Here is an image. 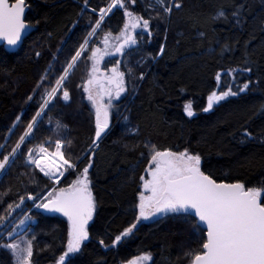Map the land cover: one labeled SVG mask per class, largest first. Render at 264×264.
I'll use <instances>...</instances> for the list:
<instances>
[{"label": "trees", "instance_id": "16d2710c", "mask_svg": "<svg viewBox=\"0 0 264 264\" xmlns=\"http://www.w3.org/2000/svg\"><path fill=\"white\" fill-rule=\"evenodd\" d=\"M25 1V19L36 29L15 52L0 46V161L15 149L0 171V245L19 246L15 255L0 247V264H20L27 241L32 244L30 264H57L67 252V220L32 207L53 181L30 159L47 139L52 147L56 138L67 137L66 155L75 167L59 186L68 188L88 167L95 211L89 239L68 254L64 264H124L141 254L150 255L146 264H192L191 254L203 251L205 232L191 216L161 213L137 220L141 177L152 154L148 146L187 150L200 156L201 170L216 180L264 189V0H165L163 5L156 0H125L123 7H112L116 0ZM129 10L142 22L148 20L149 27L135 36V45L104 61L107 68L120 60L128 93L116 104L114 129L93 143L95 116L84 90L91 55L81 45L89 36L88 47L100 35L120 31ZM72 23L40 89L16 120ZM77 52L81 56L47 106L46 114L58 120L47 124L44 114L19 142ZM245 84L247 89L241 91ZM229 89L236 94L204 110L213 92ZM189 104L192 116L185 111ZM28 211L35 222L5 237Z\"/></svg>", "mask_w": 264, "mask_h": 264}, {"label": "snow or ice", "instance_id": "6c2138e0", "mask_svg": "<svg viewBox=\"0 0 264 264\" xmlns=\"http://www.w3.org/2000/svg\"><path fill=\"white\" fill-rule=\"evenodd\" d=\"M156 2L163 5L165 0H156ZM117 5L123 7L120 0H116L112 7ZM175 6L180 7L179 4ZM164 10L170 12L171 8L166 7ZM24 11L25 0H15L13 3H10L9 0H0V38L6 39L10 45H15L20 40L21 32L26 27L22 19ZM109 11H111V8ZM101 12L103 13L104 10L101 9ZM125 15L130 18L132 29L137 27L148 29V20H143L141 25L140 20L142 18L133 17L131 12H125ZM219 15L223 16L224 13L221 12ZM102 20L103 16L97 21L98 28ZM128 28L129 25L125 24L124 31L120 34L123 37V43L116 46L115 53L123 54L125 47L137 43L134 36L126 34ZM89 35H92V33ZM117 39H120V37H117ZM104 43L107 44V39ZM85 44H87V41H85ZM81 48L83 49L84 45H81ZM97 53H100V49L93 52V58L97 56ZM111 54L105 51L100 53V58ZM80 56L81 52H77L72 58L73 63L68 65L69 69L73 67ZM96 63H99V59ZM97 70L94 64L92 71L96 72ZM112 72L114 75L110 78L109 83H115V98L119 99L121 93L125 90L123 86L124 74L118 72L116 68H113ZM66 75L67 70H65V76L56 81L57 85L62 83ZM217 79H219V75ZM93 83L94 79H89L88 84ZM247 87L248 85L245 84L244 88L240 90L243 91ZM84 90L88 92V100L96 106L95 136L98 140L105 129L108 128V108L112 104L113 92L106 91L104 93L109 97L108 104L105 105L102 102L103 96L99 94L94 96L87 86ZM56 91L57 89L54 88L48 95L51 97ZM235 94L230 89L219 95L213 92L208 97V106L204 110H210L214 102ZM63 98L65 100L69 98L67 91L63 92ZM47 104L48 101H45L44 106H47ZM185 111L188 116L193 115L190 104L185 106ZM40 115V112L36 113L37 117ZM101 116H103V119H101ZM35 122L34 117L33 123L29 124L28 128L32 129ZM28 135L30 133H25V136L20 138L21 142ZM19 147L18 144L17 148ZM55 147L56 152L54 155L61 161L57 165L56 171L63 175V172L60 171L61 168L66 166L68 169H72L75 166L68 159H65L61 151L63 147L61 141L57 140ZM148 147L152 151L148 169L151 179L144 180L143 187L150 195L140 194V217L149 219L157 213H182L191 216L196 221L197 228L200 227L201 223L206 225L207 239L202 244L203 251L202 253L191 254L193 257L192 264H264V203H262L264 189L256 187L246 189L242 183H217L201 171L200 156L189 154L187 150L173 152L157 150L153 145ZM39 151L47 152L43 147ZM13 152H15V149ZM33 162L45 175H52L50 171H45V167H42L38 160ZM7 164L8 157L6 156L3 161H0V171H3ZM80 176L81 178L77 179L69 188H61L59 193L54 198L49 199L47 203L37 205V207H43L46 210L63 213L71 224L67 252L60 257V264H64L65 257L78 251L81 241L88 238L85 225L91 219L94 208L92 194L89 190L88 167L82 170ZM141 179L144 178L141 177ZM51 196L52 193L50 192L49 197ZM28 199H33V197L29 196ZM134 227L135 225H132L123 235L127 236ZM120 240L121 236H117L116 241ZM0 247L10 249L15 255L19 246L9 243L0 245ZM21 251L25 252L26 256L18 257L20 264H30L29 258L32 256L31 241H27V246ZM140 259L148 260L150 257L144 256ZM133 264H136V262L134 261Z\"/></svg>", "mask_w": 264, "mask_h": 264}, {"label": "rangeland", "instance_id": "374dc122", "mask_svg": "<svg viewBox=\"0 0 264 264\" xmlns=\"http://www.w3.org/2000/svg\"><path fill=\"white\" fill-rule=\"evenodd\" d=\"M120 3H122V4L124 5L125 0H120ZM176 4H178V3H176ZM176 4H175V5H176ZM109 6H110V5H109ZM109 6H108V7H109ZM108 7H107V8H108ZM107 8H106V10H107ZM128 12H131V13L133 14V17H140L139 15L133 13V12L130 11V10H129ZM140 18H141V17H140ZM141 20H142V19H141ZM141 20H140V24L142 25L143 22H142ZM73 24H74V23H72V25H71L70 28L68 29L66 35H65L64 38L62 39L61 43L58 45L57 49L55 50V53H54V55H53L51 61L48 63V65L46 66V68L42 71V73H41V75H40L38 81L36 82V84L34 85V87H33V89H32V92H31L30 95L28 96V99L26 100V103H24V105L22 106V108L19 110V112H18V114H17V116H16V120H18V119L20 118V116H21V114L23 113V111H24V109H25V106H26L27 102L29 101V99L35 94V92L38 91V89H40L41 83H42V81L44 80V78H45V76H46V73H47L48 69L50 68L52 62L54 61V58H55L56 54H58L59 50H60L61 47L63 46V43L65 42V40H66V38H67V36H68V34H69L71 28L73 27ZM125 24H128V25H129L128 32H127L126 34H130L131 31H132L133 29L131 28L130 18H129L128 16H127V18H126V22H125ZM125 24L123 25L122 29H121L120 31H118V32H107V33H104V34L100 35V37H99V38H96V39L93 41V43H92L89 47H88V42H89L90 36L85 40V41H87V44H85V42L82 44V45H84V48H83V49L81 48V50L83 51V50L87 49V50H88V53H90V55H91L90 65H89V69H88V75H87V77L85 78L84 83H86V81L89 80V79H94L95 76L97 75V71H96V72H93L92 69H93V65H94V64H95L96 68L98 69L99 64H100V60H101V58H100V53H103V52H105V51H107V52H108V51H111V50L115 47V45L117 44V42L120 41L121 39H123V37H121L120 34H121L122 31H124V26H125ZM139 28H141V27H139ZM117 37H120V39H117ZM105 39H107V44L104 43ZM97 49H100V53H97V56H96L95 58H93V52H95ZM119 55H120V54H119ZM97 59H99V63H96ZM117 62H118V64L116 63V60H114V63L112 64L113 68H117V69H119V70L121 71V73L124 74V71L122 70V68H121L120 65H119V64H120V60H118ZM71 63H73V61H72ZM71 63H70V64H71ZM118 65H119V66H118ZM65 70H67V72L69 71L68 66L66 67ZM62 76H65V71H64V73H63ZM62 76H61V77H62ZM61 77H60V78H61ZM60 78H59V79H60ZM123 81H124L123 86H124V89H125V90H124V92L121 93L119 99H116V98H115V89H114L112 86H111V87H108L106 84H102V83H101V84L90 85V88H89V89L91 90L92 94H93L94 96H96L97 94L103 96V101H102V102H103L105 105L108 104L109 97H108L107 95H104V93H105L106 91H112V92H113L112 104H111V106L108 108V113H109L110 110L115 109V107L117 106L116 104H117L120 100L124 99V98L126 97L127 93H128V86H127V80H126V76H125V74H124V76H123ZM61 85H62V83H61L60 85L54 87V88H55V89H58V87L61 86ZM54 88H53V89H54ZM51 91H52V90H51ZM51 91H50V92H51ZM64 91H65V90L63 89V90H62V93H61V94H62V97H63V92H64ZM55 93H56V92H55ZM55 93H54V95H55ZM216 93H217L218 95L221 94V93H218V92H216ZM54 95L51 96V97L49 98V100H48V104H49V102L53 99ZM48 96H49V95H47L46 98H48ZM46 98H45V100H47ZM87 99H88V95H87ZM45 100L43 101V103L41 104V106L39 107V109L43 106ZM88 103H89L90 110L93 111L94 116H96V106H95L91 101H89V100H88ZM214 103H215V102H214ZM214 103H213V104H214ZM48 104H47V106H48ZM47 106H44L43 110L41 111V115L38 116L37 119H39V118L42 117L44 114H46V112L48 111V110H47ZM39 109H38V111H39ZM38 111H37V112H38ZM35 116H36V114H35ZM35 116H34V117H35ZM34 117H33V118H34ZM46 119H47V124H49V121H50L51 119H57V118H55V117L52 116L50 113H48V114H46ZM32 120H33V119H32ZM57 120H58V119H57ZM16 122H17V121H15V123H16ZM95 122H96V118H95ZM15 123L11 126L10 130L8 131V134H9V133L11 132V130L13 129ZM63 124H64V123H63ZM95 130H96V125H95ZM95 132H96V131H95ZM49 140H51V139H50V138L47 139V141H46L45 143L40 144V146H38L37 148L40 149L41 147H43V146L46 145V146L49 148V150H50L51 152H49L48 150H47V152H40L39 149H38V150L35 149L34 152H33V155H31V161L33 162L34 160H38L39 163H40V165H41L42 167H45V171H49L48 168H51V169H52V170L50 171V172L52 173V175H47V176H49V177L52 179V181H53V185H52V187L48 190V192H47L46 194H44L42 197H40L39 199H37L36 201H34V203L32 204V207H35V208H37V205H41V204H43L46 200H48V199H50L51 197L55 196L56 193H57V191H58L59 189H61L60 186H59V180L63 177V175H60V172L56 171L57 165H59V164L61 163V161L59 160V158H58L57 156L54 155V153L56 152L55 144H56V141H57V140H59V141L62 142L63 148H62L61 150H62V152H63V154H64L65 159H68V160L70 161V163H72V164L74 165V162L71 161V159H69V158L67 157V155H66V146H67V143H68V137L65 138V139L56 138V139L54 140V142L52 143V145H53L52 147H51L50 145H48V143H47V142H49ZM43 148H44V147H43ZM173 152H181V151H173ZM150 161H151V160H150ZM33 163H34V162H33ZM34 164L36 165V163H34ZM149 165H150V162H149L148 165H147V169L145 170V174H144V176H143L144 179L142 180V183H141V193H143L145 196L150 195V193L147 192V191H145V189H144V187H143L144 180H149V179H151V176L149 175V171H148V169H149ZM36 166H37V165H36ZM38 168H39V167H38ZM39 169H40V168H39ZM68 170H70V169H68L66 166L60 169V171L63 172V173L66 172V171H68ZM43 173H44V172H43ZM81 173H82V172H81ZM79 178H81L80 174L77 176L76 180L79 179ZM76 180H75V181H76ZM50 192L52 193V196H51V197H49V193H50ZM139 204H140V201H139ZM138 209H139V208H138ZM139 212H140V209H139ZM28 213H29V211H28L26 214H24V215L20 218V220H19V221L14 225V227H13V228H12V229H11L6 235H5V237H11V236L14 235V234L20 233L22 230H24V229L27 227V225H28L29 223H33V222H35V218L32 217V216H30ZM157 214H161V213H157ZM22 221H23V223H21ZM144 256H149V257H150L149 254H141V255H137V256H134V257L130 258V259H129L128 261H126L124 264H133L134 261L136 262V264H146V263L148 262L149 259H148V260H142V259H140L141 257H144ZM66 257H67V256H66ZM66 257H65V258H66ZM57 264H60V258L58 259Z\"/></svg>", "mask_w": 264, "mask_h": 264}, {"label": "water", "instance_id": "95a60500", "mask_svg": "<svg viewBox=\"0 0 264 264\" xmlns=\"http://www.w3.org/2000/svg\"><path fill=\"white\" fill-rule=\"evenodd\" d=\"M9 2H10V3H13V2H15V0H14V1L9 0ZM27 10H28V4H27L26 1H25V11H24V13H23V17H22V19H23V22L25 23L26 27H25V29H23L22 32H21L20 40H19L15 45H10V44H8V42H7L6 39H4V38H0V46L2 45L6 50H8V51H10V52H15V51L21 46V44L23 43L24 38H25L26 36H28L33 30L36 29V25H34V24L28 22V21L25 19V15H26ZM144 30H145V29H144ZM130 34H131L132 36L135 37V32H134V31H131ZM121 43H123V39H121L120 41H118L117 44L115 45V47H114L111 51H108L109 53H112L111 55H105V56H103L102 60L100 61V65H99L98 70H97V75H96L95 78H94V83H93V84H97V83H99L100 81H105V82L107 83V85L112 86L113 88H115V83H109L110 78L113 77V75H114V73L112 72V69H113V68L110 70V75H107L106 72L102 69L101 66H102L103 59H106V58L113 59V58H116V57L119 56V53H115V48H116V46L120 45ZM116 69H117V68H116ZM117 71L121 73V71H120L119 69H117ZM88 81H89V80H88ZM88 81L86 82V86H87V87L90 86V85L88 84ZM102 134H103V133H102ZM102 134H101V137H102ZM101 137H100V138H101ZM100 138H99V139H100ZM99 139L97 140V139H96V136H95V143H97V142L99 141ZM165 150H167V151H171V150H169V149H164V150H160V151H165ZM200 163H201V158H200ZM200 169H201V168H200ZM201 171H202L205 175H209L208 173L204 172L203 170H201ZM209 176H210V175H209ZM210 177H211L212 179H214L217 183H242V182H240V181L216 180V179L213 178L212 176H210ZM242 184H243V183H242ZM69 187H70V186H69ZM69 187H68V188H69ZM245 188L247 189L246 186H245ZM59 190H60V189H59ZM59 190L57 191L56 195L59 193ZM89 190H90V192H91V194H92L93 203H94V208H93V212H92V217H91V219L88 220L87 224L85 225V229H86V231H87V233H88V238H87L86 240H88L89 237H90V234H89V231H88V225H89L90 221L92 220V218H93V216H94V211H95V198H94L93 190H92V188L90 187V185H89ZM56 195H55V196H56ZM55 196L51 197L50 199L54 198ZM48 200H49V199H48ZM48 200H46L44 203H47ZM44 203H43V204H44ZM39 209H40L41 211H43L44 213H46V214H59V215L63 216V217L67 220V222H68V233L70 232V230H71V224H70L68 218H67L65 215H63V213H61V212H55V211H50V210H46V209H44L43 207H39ZM196 220H198V218H196ZM2 227H3V224H0V230H1ZM200 227H201L202 229H204V232H205V241H204V242H206V239H207L206 225H204V224L201 223ZM86 240H83V241H86ZM200 253H202V252H200Z\"/></svg>", "mask_w": 264, "mask_h": 264}, {"label": "flooded vegetation", "instance_id": "af4514ba", "mask_svg": "<svg viewBox=\"0 0 264 264\" xmlns=\"http://www.w3.org/2000/svg\"><path fill=\"white\" fill-rule=\"evenodd\" d=\"M132 31H134L135 32V36L138 34V33H140V32H145L146 30H144L142 27L141 28H139V27H137V28H135V29H133ZM101 60H102V58H101ZM100 60V61H101ZM104 61H105V59H103V62H102V69L106 72V74L107 75H110V70L113 68V66H112V64H110L107 68H104L103 67V64H104ZM117 64H118V62H116ZM100 65V64H99ZM88 81V80H87ZM106 84L107 85V83L105 82V81H100L99 83H97V84ZM91 85H94V84H91ZM108 87H111V86H109V85H107ZM89 88H90V86H89ZM115 89V88H114ZM87 95H88V92H87ZM118 104V103H117ZM117 116V113H116V110L115 109H113V110H110L109 111V115H108V128H106L105 129V131L103 132V134H102V136L104 137V136H106V135H108L113 129H114V126H115V122H116V119H115V117ZM119 116V115H118ZM95 118H96V116H95ZM101 119H103V116H101ZM181 152H183V151H181ZM146 169H147V167H146ZM140 194H141V192H140ZM139 201H140V196H139V200H138V204H137V209L139 208ZM39 208V207H38ZM138 219L137 220H139V219H141V220H149V219H152L153 217H155L156 215H154V216H151L149 219H143V218H141L140 217V212H139V209H138ZM83 241H81V243H82ZM81 243H80V245H81ZM67 247H68V243H67Z\"/></svg>", "mask_w": 264, "mask_h": 264}, {"label": "built area", "instance_id": "2783aa9c", "mask_svg": "<svg viewBox=\"0 0 264 264\" xmlns=\"http://www.w3.org/2000/svg\"><path fill=\"white\" fill-rule=\"evenodd\" d=\"M56 86H58V85H56ZM52 92V91H51ZM49 98H50V96H48V98H46L47 100H45V101H48L49 100ZM45 105V102H44V104H43V106ZM43 108L44 107H41L40 109H39V111L38 112H40L41 113V111L43 110ZM37 116H35V119L37 120ZM33 123V120L31 121V123L30 124H32ZM30 131V129L29 128H27L26 129V131L24 132V134H23V136H25V133H28ZM46 150H48L49 152H51L50 150H49V148L47 147V146H43ZM63 148V147H62ZM39 148H37L36 150H38ZM62 151V150H61ZM49 169V171H51L52 169L51 168H48ZM65 173H67V171L66 172H64L63 173V175L65 174Z\"/></svg>", "mask_w": 264, "mask_h": 264}]
</instances>
